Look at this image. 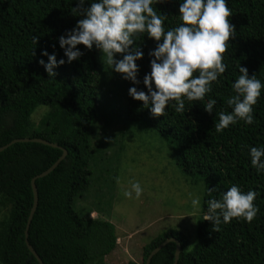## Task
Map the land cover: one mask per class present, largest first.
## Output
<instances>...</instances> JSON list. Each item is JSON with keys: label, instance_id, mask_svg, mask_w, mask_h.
<instances>
[{"label": "trees", "instance_id": "trees-1", "mask_svg": "<svg viewBox=\"0 0 264 264\" xmlns=\"http://www.w3.org/2000/svg\"><path fill=\"white\" fill-rule=\"evenodd\" d=\"M179 3L165 0L153 5L166 15L165 28L180 23ZM89 6L86 0L83 7ZM74 7L78 0H0V147L27 138L59 146L17 142L0 152V264H40L25 240L34 203L31 181L52 167L64 149L66 158L36 181L39 202L29 243L44 264H111L105 259L117 248L113 223L100 215L91 217V210L82 214L75 209L76 200L90 185L91 157L106 150L113 136L96 122L101 109V52L78 45L82 55L68 63L58 43V37L82 18L72 13ZM228 7L235 36L223 54L228 67L206 95L216 100L212 114L198 101H185L184 113L167 109L164 117H154L142 102L127 94L126 123L132 124V130L158 133L191 182L204 183L195 243L178 231L166 230L144 246L141 264L173 237L182 247L178 264H264V174L256 173L248 155V146H264V89L253 106V124L238 121L220 133L214 129L215 112L231 111L226 99L234 95L231 84L239 74L237 65L264 84V0H228ZM33 37H38L37 43ZM136 44L143 52L136 61L140 83L128 81V89L137 87L147 93L143 77L151 70L149 52L156 42L142 34ZM44 50L54 52L57 60L65 59L54 69V77L38 62H47L41 55ZM40 107L46 110L37 123L38 112L34 113ZM232 184L243 191L255 190L259 211L251 223L234 218L213 230L211 222L203 220L207 189L214 190L212 196L219 199ZM175 252L176 244L170 242L150 264H174ZM127 264L140 263L131 260Z\"/></svg>", "mask_w": 264, "mask_h": 264}, {"label": "clouds", "instance_id": "clouds-1", "mask_svg": "<svg viewBox=\"0 0 264 264\" xmlns=\"http://www.w3.org/2000/svg\"><path fill=\"white\" fill-rule=\"evenodd\" d=\"M85 2L78 0V7L71 9L82 18L66 35L58 37L68 63L82 55L78 45L88 50L95 47L112 71L133 85L139 84L136 61L143 57V52L135 42L140 35H147L156 42V47L149 52L151 70L143 77L147 93L129 87V96L142 102L154 117H164L167 109L184 113L185 101H198L207 113L214 112L216 100L211 96L206 99V95L212 92L213 82H218V77L228 67L223 54L230 38L235 36L229 21L228 0H180L177 16L180 23L168 28L164 26L166 15L153 7L165 0H90V6L84 8ZM37 40L38 37H33L35 43ZM117 54H120L119 59ZM41 55L47 57V62L43 59L38 62L49 77H54V69L63 65L65 59L57 60L54 52L49 54L46 50ZM237 68L239 74L231 84L234 95L226 99L231 111L215 112L217 133L238 121L245 125L254 123L253 106L264 84L256 74L250 76L241 64ZM248 155L256 173L264 174V146H248ZM115 179L119 184V177ZM142 191L139 181L133 180L130 190L123 194L132 197L134 193L139 198ZM207 192L209 199L204 202L203 220L210 221L213 230L234 218L251 223L259 211L254 203L257 193L253 189L243 191L239 185L232 184L220 193L219 199L212 196L214 190L208 188ZM189 196L192 208L199 210L200 196L192 193Z\"/></svg>", "mask_w": 264, "mask_h": 264}, {"label": "rangeland", "instance_id": "rangeland-1", "mask_svg": "<svg viewBox=\"0 0 264 264\" xmlns=\"http://www.w3.org/2000/svg\"><path fill=\"white\" fill-rule=\"evenodd\" d=\"M99 78L101 109L96 122L110 131L113 140L106 150L91 157L90 185L84 196L76 200L75 209L82 214L94 211L96 214L91 217L100 215L119 228L117 248L105 259L111 264H127L131 260L141 264L144 246L170 229L194 244L204 183L191 182L177 165L172 148L158 133L135 131L132 124L126 123L128 80L111 70L103 54L99 55ZM44 110L40 107L34 113L38 112L37 123ZM111 127L114 128L110 130ZM133 180L139 181L143 189L139 198L134 193L132 197L123 194L130 190ZM189 193L200 196L199 210L192 208Z\"/></svg>", "mask_w": 264, "mask_h": 264}, {"label": "water", "instance_id": "water-1", "mask_svg": "<svg viewBox=\"0 0 264 264\" xmlns=\"http://www.w3.org/2000/svg\"><path fill=\"white\" fill-rule=\"evenodd\" d=\"M17 142H36V143H41V144H44V145H48V146H51V147H59L57 144L55 143H51L47 140H44V139H41V138H32V139H16V140H13L12 142H10L9 144L5 145V146H2L0 147V152H2L3 150H5L6 148H8L9 146H11L12 144H15ZM67 156V151L64 149L63 150V155L59 158V160L52 166L50 167L47 171L41 173L40 175L34 177L31 181V185H32V190H33V197H34V203H33V207H32V210H31V213H30V216H29V220H28V224H27V227H26V231H25V240H26V244H27V247L29 249V251L31 252V254L33 255V257L35 259H37V261L40 263V264H44L43 261L41 260L40 256L37 254V252L35 251V249L31 246V244L29 243V229H30V225H31V221L34 217V214L37 210V207H38V202H39V197H38V189H37V185H36V181L39 179V178H43V177H46L48 176L51 172H53L57 166L59 165V163L64 160ZM170 242H174L176 244V252H175V259H174V264H178L179 262V257H180V254H181V251H182V247H181V242L176 239V238H169L167 239L164 243H162L161 245H159L157 248H155L151 253L150 255L148 256L147 260H146V263L145 264H150L151 261H152V258L162 249L164 248L168 243Z\"/></svg>", "mask_w": 264, "mask_h": 264}, {"label": "crops", "instance_id": "crops-1", "mask_svg": "<svg viewBox=\"0 0 264 264\" xmlns=\"http://www.w3.org/2000/svg\"><path fill=\"white\" fill-rule=\"evenodd\" d=\"M96 214L94 211L92 212V214ZM110 221V220H109ZM111 222V221H110ZM111 223H113V222H111ZM114 224V223H113ZM116 228H117V230L119 229L117 226H116ZM123 231V230H122ZM122 234H124L123 232H122ZM120 236H123V235H120ZM137 262V261H136Z\"/></svg>", "mask_w": 264, "mask_h": 264}]
</instances>
